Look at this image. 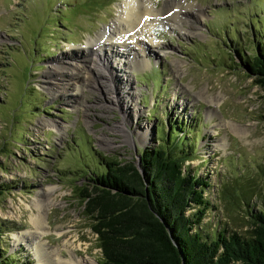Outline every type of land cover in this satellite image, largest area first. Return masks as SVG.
Masks as SVG:
<instances>
[{
  "label": "rangeland",
  "instance_id": "rangeland-1",
  "mask_svg": "<svg viewBox=\"0 0 264 264\" xmlns=\"http://www.w3.org/2000/svg\"><path fill=\"white\" fill-rule=\"evenodd\" d=\"M140 2L158 21L150 31L129 30L150 59L131 71L139 115L129 117L115 102L124 80H101L95 55L82 54L113 30L123 0H0V249L11 263L101 264L74 189L105 172L100 163L138 162L168 135V145L189 154L185 168L214 191L216 226L209 211L203 235L251 230L246 210L264 202V89L246 64L264 54V0ZM103 81L121 90L107 91ZM144 126L149 136H140ZM245 187L250 206L238 207ZM36 201L45 205L41 235L31 222ZM13 236H26L31 249Z\"/></svg>",
  "mask_w": 264,
  "mask_h": 264
},
{
  "label": "trees",
  "instance_id": "trees-1",
  "mask_svg": "<svg viewBox=\"0 0 264 264\" xmlns=\"http://www.w3.org/2000/svg\"><path fill=\"white\" fill-rule=\"evenodd\" d=\"M251 63L247 71L264 89V54ZM166 140L142 149L138 162L100 163L105 172L91 173L87 186L74 189L97 235L101 264H264V202L246 210L248 236L227 230L204 236L209 211L216 226L214 191L185 168L189 154L168 145L169 135ZM5 191L0 183V201ZM239 191L236 205L249 207L250 189ZM5 256L0 249V264H14Z\"/></svg>",
  "mask_w": 264,
  "mask_h": 264
},
{
  "label": "bare ground",
  "instance_id": "bare-ground-1",
  "mask_svg": "<svg viewBox=\"0 0 264 264\" xmlns=\"http://www.w3.org/2000/svg\"><path fill=\"white\" fill-rule=\"evenodd\" d=\"M141 3H143V2H140V0H123V4L121 6H119V9H120L119 16H118V20L116 22V25H114V27L112 28L113 30L108 31V32L107 31L102 32L101 34L98 35V37L95 39V41H93L95 43H93L92 41H89L87 43V47L86 48L83 47V49H82L83 55L84 54L88 55L89 52H92L95 55L94 60L96 62L93 64V66L97 67V71H98V67L100 68V71L102 74V78H100L101 80H103L104 78L106 79L105 75L108 76V74H109V77H111L110 80H112V81H113L112 78L114 77V75H116L118 80H120V79L124 80L126 88H125V90H123L120 93L118 92L120 89L119 86L116 87L115 84H114V86L113 85L109 86L104 81L102 83H104V84L106 83L105 87H106L107 91H108V87H109L110 90H112L114 94L118 92V99L115 102H118L117 104H121L122 108L126 110L125 115L128 114V116H129L132 114L135 117H137L139 115V111L137 109L138 108L137 105L134 104L135 101L137 100V97H136L137 95L135 93H130V91L132 89L128 88L129 86H131L130 84L132 81L131 80V76H132L131 71L136 69L137 67H138V69H140V68H146V67L150 66V59H149V55H148L149 51L147 49V46L145 44H144V46L141 45L138 42V39H139L138 35H136V33L135 34L129 33V30H132V32H135L136 29H138L140 26H142V27H144L143 29L148 31L149 29L154 28L155 24L158 21L157 18L155 19L156 22H152L148 19V16L155 17V14H157V13L154 12L152 7H149V9L143 8ZM142 8H143V10H145V12H143ZM113 37H116L117 39H114ZM118 41H120L119 44H118ZM91 45H93L92 49H91ZM135 45L138 46V48ZM118 46L120 47L121 50H118V48H116ZM112 48H116V50H112ZM92 50H94V51H92ZM137 50H139L141 53L137 52ZM119 58H120V60L117 62V59H119ZM112 60L114 61V63L111 65ZM78 61H79V59H78ZM117 63H118V67L115 66V64H117ZM64 64H65V62L63 63V66H64ZM79 66L82 67V65H79ZM102 66H104V68ZM74 68L72 70L76 71ZM90 68L86 67L85 69L89 72L88 69H90ZM106 68H110V70H112L113 72L105 71L104 69H106ZM80 73L81 72H79L78 75ZM86 75H87V73H86ZM115 80H116V78L114 79V81ZM121 84H123V83H121ZM129 117H128V119H129ZM128 119L127 118L124 119V128H125L126 122H128L130 120V119L129 120ZM51 127L54 130L56 126L52 125ZM124 128L121 127V130L120 129L119 130L123 131ZM149 129H150V127L144 126L141 129V133H139L140 136H142V135H143L142 137L149 136V132H148ZM240 133H242V132H240ZM51 190L54 191V189H51ZM44 206H43V203L40 201H36L35 205L33 206L37 212V214L33 217V221H31L34 225L35 234L41 235V231H43L44 226L46 224V223L44 224V221H45V218H44V208L45 207ZM45 234L46 233H44L43 235H45ZM13 237L15 238L16 243H24L25 246H27L29 249H31L32 244L29 243L26 236H24V238L22 236H20V239L17 236H13ZM38 251L40 253L41 248H39ZM43 256L40 254L39 258H41L42 260L46 259L45 257L43 258ZM36 257H38V255ZM42 264H44V263H42ZM57 264H82V263L79 261H77L75 263V261H73V260L67 261V262H62V260L59 259V262Z\"/></svg>",
  "mask_w": 264,
  "mask_h": 264
}]
</instances>
